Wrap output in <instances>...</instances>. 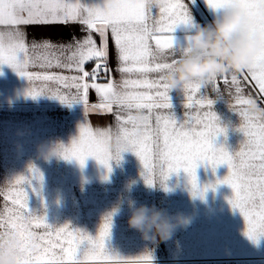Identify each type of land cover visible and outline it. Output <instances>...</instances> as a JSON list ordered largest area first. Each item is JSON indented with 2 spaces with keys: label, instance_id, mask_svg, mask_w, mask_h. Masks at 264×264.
I'll return each mask as SVG.
<instances>
[{
  "label": "snow or ice",
  "instance_id": "obj_1",
  "mask_svg": "<svg viewBox=\"0 0 264 264\" xmlns=\"http://www.w3.org/2000/svg\"><path fill=\"white\" fill-rule=\"evenodd\" d=\"M189 2L194 0H102V5L95 0H0V65H7L28 82L25 96L34 99L45 95L69 107L78 103L85 116H113L115 132L111 125L94 129L84 121L78 135L69 145H59L58 152L80 167L88 158L96 160L105 169V179L111 171L110 161H119L122 152H131L141 165L147 186L159 182L167 190L164 182L169 175L183 172L190 194L202 199L215 185H200L196 168L207 164L215 171L226 166L227 174L217 178L216 184L231 189L227 202L243 217L244 234L256 242L264 236V117L249 116L242 106L246 97L264 104V21L253 22L249 30L260 36V47L246 69L214 79L207 87L198 83L184 86V113L178 121L160 76L183 51L174 46L171 34L179 25H191ZM204 2L217 12L235 6L245 15L257 5L264 6V0ZM54 24H79L81 35L60 44L28 43L29 26ZM110 61L115 62L114 68ZM53 68L60 71L53 72ZM150 73L156 76L150 78ZM133 74L138 78H131ZM37 83L43 85L39 90ZM221 83L233 97L234 102L227 103L229 109L240 120L235 128L243 136L239 150L229 151L215 143L216 137L226 134V128L213 111L214 100L206 93L210 87L216 99L223 98ZM90 91L97 96V103H90ZM134 110L141 114L142 124L132 122ZM114 138L122 145L116 151L109 148ZM28 171L29 177L18 176L0 187V232H14L20 242L21 255L15 264H86L99 257L112 264H151L148 254L123 259L106 248L111 214L102 219L93 237L68 224L50 225L43 215L31 212L24 186L31 187L30 179L42 181V176L32 166ZM41 228L43 232L35 231Z\"/></svg>",
  "mask_w": 264,
  "mask_h": 264
},
{
  "label": "crops",
  "instance_id": "obj_2",
  "mask_svg": "<svg viewBox=\"0 0 264 264\" xmlns=\"http://www.w3.org/2000/svg\"><path fill=\"white\" fill-rule=\"evenodd\" d=\"M95 2L102 5V0ZM188 8L191 25H205L213 19V10L206 6L204 0L189 2ZM191 25H179L174 29L171 34L174 46H183V37L191 30ZM80 35L79 24L36 25L27 28L29 44L33 41L60 44ZM109 48L111 50V41ZM109 66L114 68L115 62L110 61ZM87 67L90 69L92 64ZM29 70L40 71L39 68ZM51 71L59 72L60 69L53 68ZM148 75L150 78L156 76L152 73ZM131 78L138 76L133 74ZM101 82H104L103 79ZM42 86L37 83V90ZM26 88L28 82L25 79L7 65H0V168L3 163L12 164L20 160L17 161L15 173L0 172V187L18 176L29 177L26 160H46L51 169L47 174L39 172L42 181L30 179L31 187L27 184L24 186L27 207L31 212L43 215L50 225L59 227L68 224L93 237L97 234L102 219L111 214L110 235L105 240V246L122 255L123 259H135L148 254L152 258L151 264H264V236L253 242L244 234L243 217L227 202L232 195L231 189L227 185L216 184L217 178L227 174V168L217 167L213 171L207 164L196 168L200 185H215V190L209 188L202 199L190 194L191 186L183 172L179 173L180 178H177L178 174L169 175L164 182L167 190L159 182L151 187L147 186L141 177V165L131 152L121 153L122 158L118 162L120 167L117 170L121 172L123 169L121 173L115 171V167L119 165L115 166L114 160L110 161L111 171L107 173V179L104 178L103 166L92 158H88L83 167L68 160L69 169L66 173L62 164L65 159L60 156L44 159L39 151L56 144L69 145L78 135L79 126L84 121L94 129L111 125L115 132L113 116L93 113L85 116L83 106L78 103L69 107L45 95L33 99L24 95ZM220 89L223 94L221 99H216L210 87L206 93L214 100L213 111L221 126L226 128V134L216 137L215 143L223 145L229 151L239 150L243 136L235 128L240 120L226 103L234 102L233 97L225 92L222 83ZM169 96L171 111L180 121L184 113L183 95L169 92ZM89 101L98 102L93 91L89 93ZM191 111L195 113L196 110ZM121 160H131V165L126 163L125 167H121L124 165ZM39 165L44 166L45 162ZM31 166L35 168L34 163ZM136 189L138 190L135 191ZM131 202L161 210L164 207L165 212L169 211L174 215L179 213L186 218V225L177 228L167 241L153 244L142 240L137 231L127 226ZM2 204L0 199V205ZM117 206L120 211L113 214ZM35 231L43 232V229ZM86 264H112V261L99 257Z\"/></svg>",
  "mask_w": 264,
  "mask_h": 264
},
{
  "label": "clouds",
  "instance_id": "obj_3",
  "mask_svg": "<svg viewBox=\"0 0 264 264\" xmlns=\"http://www.w3.org/2000/svg\"><path fill=\"white\" fill-rule=\"evenodd\" d=\"M155 3V0H152ZM264 21V6L257 5L247 15L238 7L213 10V19L205 25L193 24L191 30L183 37V46H177L181 54L170 70L164 71L160 79L168 92L182 94L184 86L198 83L207 87L214 79L235 76L246 69L253 54L260 47V36L250 34L253 22ZM242 106L245 114L264 117V107L254 98L246 97ZM226 103H228L226 101ZM134 124H142L141 114H131ZM119 139L114 138L109 145L112 151L121 147ZM59 144L39 151L41 158L58 156ZM119 206L113 210L118 214ZM186 218L181 214L168 215L164 210L146 205L129 204L127 226L137 231L142 240L158 244L169 240L174 231L186 225ZM20 242L15 233L0 232V264H15Z\"/></svg>",
  "mask_w": 264,
  "mask_h": 264
},
{
  "label": "rangeland",
  "instance_id": "obj_4",
  "mask_svg": "<svg viewBox=\"0 0 264 264\" xmlns=\"http://www.w3.org/2000/svg\"><path fill=\"white\" fill-rule=\"evenodd\" d=\"M5 152V151H4ZM4 156H5V154H4ZM1 162H2V160H0ZM4 161V160H3ZM17 161H20V160H16V162ZM28 163H27V165H29V166H31V165H33V163L36 161V160H26ZM41 162H45L46 160H40ZM120 161V160H119ZM119 161H116V160H114V165L116 166V165H119V166H116L115 167V171H116V173H118L117 172V170H118V168L120 167V163H118ZM122 161H124V165H122L121 167H125L126 165V163L129 165H131V160H121V162ZM64 167V166H63ZM66 170H68L69 169V165H66ZM218 167H223V168H226V166H224V165H220V166H218ZM12 168H14V173H15V171H16V169L18 168V163H16V164H11V163H3V166L0 168V172L3 174V173H9L7 170L8 169H12ZM122 169V168H121ZM129 169V168H128ZM123 171V169L121 170V172ZM128 171V170H127ZM40 172V171H39ZM121 172H119V173H121ZM179 173H181V172H179ZM179 173H177L178 175H177V178H180L181 177V174H179ZM42 174H44L43 172H42ZM144 186V188L146 189V187H145V185H143ZM138 189H136L135 191H137ZM141 194H142V197H144V194H143V192L141 191ZM136 206H138L137 204H135ZM163 210H164V207H163ZM167 210H168V208H167ZM166 213L168 214V215H170V216H172V215H174V214H171L169 211H166Z\"/></svg>",
  "mask_w": 264,
  "mask_h": 264
},
{
  "label": "trees",
  "instance_id": "obj_5",
  "mask_svg": "<svg viewBox=\"0 0 264 264\" xmlns=\"http://www.w3.org/2000/svg\"><path fill=\"white\" fill-rule=\"evenodd\" d=\"M17 162L15 161L14 163H12V164H16ZM22 163V162H21ZM40 163H43V162H41L40 160H36L35 162H34V166H35V169H37L38 171H40L41 173L43 172L44 174H47V173H49V172H51L50 170V167L47 165V163H46V161H45V165L44 166H41V165H39ZM68 163V160H63L62 161V164H63V166L65 167V168H67L66 167V165H68L67 164ZM28 167H30V166H28ZM9 173L10 172H14V168H12V169H8L7 170ZM66 173H67V170H66Z\"/></svg>",
  "mask_w": 264,
  "mask_h": 264
}]
</instances>
